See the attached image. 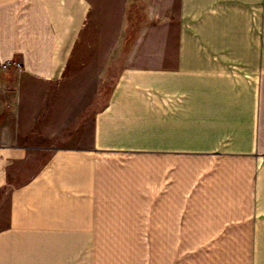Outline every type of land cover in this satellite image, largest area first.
I'll list each match as a JSON object with an SVG mask.
<instances>
[{
	"label": "crops",
	"instance_id": "obj_1",
	"mask_svg": "<svg viewBox=\"0 0 264 264\" xmlns=\"http://www.w3.org/2000/svg\"><path fill=\"white\" fill-rule=\"evenodd\" d=\"M0 264H264V0H0Z\"/></svg>",
	"mask_w": 264,
	"mask_h": 264
},
{
	"label": "rangeland",
	"instance_id": "obj_2",
	"mask_svg": "<svg viewBox=\"0 0 264 264\" xmlns=\"http://www.w3.org/2000/svg\"><path fill=\"white\" fill-rule=\"evenodd\" d=\"M117 73V72H115ZM98 72H88L87 74H85V76H83V82H84V86L83 87V97H84V111H83V116H87L90 114V112H92L97 105L102 104V102L104 101L106 95H107V90H105L103 87H99L98 83L99 82V78H98ZM89 100V103H87V101ZM84 121H87V119H85ZM81 120L78 119L76 121L77 125H80ZM55 140L53 139V142ZM37 164V163H35ZM35 165H31L27 168H21V170L23 171L21 173V175H28L31 171H33L35 169ZM23 176H21L20 179H23Z\"/></svg>",
	"mask_w": 264,
	"mask_h": 264
}]
</instances>
